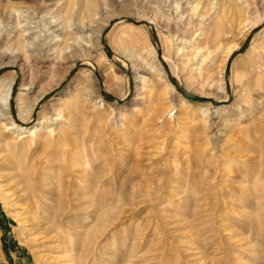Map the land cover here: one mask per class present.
<instances>
[{"label":"rangeland","instance_id":"374dc122","mask_svg":"<svg viewBox=\"0 0 264 264\" xmlns=\"http://www.w3.org/2000/svg\"><path fill=\"white\" fill-rule=\"evenodd\" d=\"M263 15L239 0H0V77L17 78L10 63L24 73L10 113L42 99L24 127L48 115L55 131L30 147L8 114L0 119V264H264V198L248 178L264 163L253 142L264 130V32L245 26L255 18L263 30ZM90 29L102 32L98 52L73 53ZM176 29L193 45L182 56ZM156 50L174 59L178 87L207 99L168 94ZM120 56L146 72L144 84ZM69 111L66 125L58 115ZM237 139L249 149H235Z\"/></svg>","mask_w":264,"mask_h":264},{"label":"bare ground","instance_id":"6f19581e","mask_svg":"<svg viewBox=\"0 0 264 264\" xmlns=\"http://www.w3.org/2000/svg\"><path fill=\"white\" fill-rule=\"evenodd\" d=\"M169 1H171V0H169ZM255 1L257 2V3H255ZM254 2H251V0H239V2L241 3V4H244L245 5V7L247 8V9H252L253 8V6L255 5V4H259V5H261L262 6V8L264 9V1H262V0H255ZM262 1V3H260ZM183 2V1H182ZM185 2V1H184ZM191 4V9H192V16H194V15H198L199 13H200V7H199V4L197 3V2H195V1H193V2H191L190 3ZM182 6H181V4L179 3H177L176 2V4H175V9H176V12H175V14H178V12H179V10H180V8H181ZM216 9H217V7H215ZM215 9V10H216ZM257 10V9H256ZM151 13H153V15L154 16H157V14L154 12V11H151ZM126 20H129V18H125ZM180 19H182V20H184L185 19V17L183 16V17H180ZM200 19L202 20V21H204L205 19H207V18H205L204 16H200ZM197 20V19H196ZM133 21V20H132ZM145 21H146V23H148V24H150V25H154V26H157L156 25V19L154 18H149V17H146L145 18ZM145 21H141V22H145ZM189 21V20H188ZM133 22H137V21H133ZM138 23V22H137ZM256 24H257V22H256V20H255V18H253V19H249L248 18V20H246L245 21V26L246 27H248L249 28V32H250V34H252V35H254L253 37L254 38H256V37H258L262 32H264V15H263V30H261V31H256L257 29H259V28H257L258 26H256ZM126 26H131L130 24H128V25H126ZM137 27H139V26H137ZM257 28V29H256ZM27 29V28H26ZM93 29V28H92ZM256 29V30H255ZM91 30V29H90ZM254 30V31H253ZM88 31V30H87ZM175 32H177L176 34H174V35H172V38L174 39L173 41H175V44H176V46H177V54L178 55H180V56H182V54H184V51H185V49L188 47V46H191L192 45V42L191 41H189V40H187V37L185 36V35H183V34H180V31H179V29H176L175 30ZM24 37L26 38V40L28 41V43H30V39L32 38L31 37V34L32 33H28V29L27 30H25L24 31ZM27 33V34H26ZM93 31L91 30V33L89 34V33H87L86 35V37H82V41H83V43L82 44H79L78 42V45L76 46V47H73V49H72V52L73 53H77L78 51H80V52H85V53H89L90 55H92L93 54V51L95 50V52L97 53L98 52V47L101 45V41H102V39H101V37H102V32L100 31V32H96L94 35H93ZM94 36H95V38H94ZM95 39L94 40V43H93V41H92V39ZM89 40V41H88ZM255 41V40H254ZM87 42H89V43H87ZM253 42V41H252ZM251 42V43H252ZM31 45V44H30ZM159 45H160V48H159V50H161V51H163V44L162 43H160V41H159ZM193 46V45H192ZM30 47L31 46H27V48L30 50ZM237 46H235V47H232V48H230L229 49V51H228V59L229 58H232L231 57V54L235 51V50H237ZM194 50H195V57H194V61H196L197 59H198V57L199 56H201V51L199 50V48H194ZM59 51V50H58ZM160 51V52H161ZM79 52V53H80ZM78 54V53H77ZM128 57V56H127ZM127 57H124V56H120V58H122V59H124V61L127 63V68L128 69H132L133 70V72L135 73V78L134 79H140L141 80V82H142V84H144V82L146 81V77H145V71H143L142 73L143 74H141V73H139V72H136V71H134V65L132 64V60L130 59V58H127ZM103 58V57H102ZM119 59V58H118ZM153 59H154V64H155V67L159 70V72H160V75H161V78H162V80H164L165 82H167V92H168V94H170V95H173L176 91H175V89L177 88V85H176V82L174 81V79H173V77H175L178 73H177V66H176V64H175V62H174V59L172 58V57H170L169 55H166V53L165 52H163V53H161V54H159V52L156 50V52H155V54H154V57H153ZM228 59H227V62H228ZM102 60V59H101ZM207 60V58H204V59H202V61H201V66L197 69V71H201L202 70V67L204 66V64H205V61ZM99 62V61H98ZM190 62V61H189ZM26 65H28V64H26ZM10 66L13 68V73H15L16 74V77L17 78H13L9 83H7V85H6V80L4 79V77H0V91L2 90V88H4V86L6 85V87H5V91H4V93L2 94V95H0V119L1 120H3V118H5V116L8 114L9 115V119L11 120V122H12V125L14 126V129H16V132H19L20 133V136H21V138H22V140L25 138H29V142H30V147H32V145H33V143L35 142V140H37L38 138H39V136H40V133L41 132H43V131H48V135H47V141L49 142V141H51V139L53 138V136L55 135V131L53 130V129H51L50 127H48V126H46L47 124H46V122H47V118H48V115H43L42 116V118L44 119V121H42L41 123H38L37 125H35L34 127H31V128H27V127H24L27 123H28V119L31 117V115H32V113L34 112V110L36 109V108H40V106H39V102L42 100H37L36 101V103H35V107H33L31 110H28L27 112H25L23 109H21V108H19L18 110H17V117L16 118H13L12 116V112L10 113V111H14L15 112V109H13V101H14V98H15V95L13 94L14 93V85H15V81H19V80H22V77H23V79H24V73H23V68H21L20 67V69L19 68H17L15 65H14V63H10ZM89 66V65H88ZM90 66H92V65H90ZM28 68V67H27ZM126 69V68H125ZM25 70H27V69H25ZM129 70V71H130ZM146 70V69H145ZM3 73V71H1L0 72V75ZM148 73V72H147ZM150 75V74H149ZM133 76V77H134ZM17 79V80H16ZM138 81H136V82H133V84L134 85H137L138 83H137ZM136 83V84H135ZM225 81L224 80H222L221 81V83H220V88H219V90L217 91V94L216 95H218V94H220L221 95V98H223V100L222 101H225V98H226V96L224 95L225 94ZM229 86L231 87V84L229 83ZM137 87V86H136ZM211 88H214V86H212ZM250 89V88H249ZM249 89H246V90H248V91H250ZM135 90V89H134ZM246 90H245V92H246ZM136 91H137V89H136ZM247 93V92H246ZM191 94V93H190ZM191 95H193V94H191ZM14 96V97H13ZM182 96V95H181ZM246 96L247 97H245L246 98V100L248 99V103H252L253 104V102H254V100H253V97H252V95L250 94V92L249 93H247L246 94ZM201 98H203V97H201ZM204 99H207V98H204ZM208 100H210V99H208ZM214 100V99H213ZM183 102V104L184 103H187L186 101L184 102V101H182ZM212 102V100H210L208 103H211ZM214 103L216 104V105H218V103L216 102V100H214ZM183 104L181 105L180 104V108H183ZM172 106H173V108L170 110V111H168L167 112V115H169V114H171V112L172 111H174L175 110V105H174V103L172 104ZM251 107V109H250V111L252 112V114H253V112H255L256 111V109H255V106H250ZM97 108L99 109V108H101V105H98L97 106ZM66 109H68V108H66ZM70 109H72V108H70ZM70 109H68V110H70ZM77 110V109H76ZM181 110V109H180ZM72 112L73 111H69L67 114H66V116L64 117V116H62L61 115V113L58 115V118H63V119H65L64 121H65V124L66 125H70L71 124V122H70V120H71V117H73V114H72ZM64 113H66V112H64L63 111V114ZM166 114V113H165ZM209 114H210V108H207V110H205L204 112H203V117L204 118H207V117H209ZM67 117H70V118H68L67 119ZM13 119H16V121H14ZM18 123V125H16V124ZM3 128H5V125L4 124H2V126H0V133H1V130L3 129ZM223 129L225 130V129H227V124H224L223 125ZM15 132V133H16ZM252 132V130L249 128L248 129V133H251ZM254 134H256L257 135V137H254L253 138V142L256 144V143H258L259 145H261V144H264V139L262 140V138H264V130H263V127L261 126V125H258L257 126V128H256V133H254ZM26 142V141H25ZM233 144H234V148L235 149H238V150H240V149H242V150H246L247 151V149H249L248 147H244V146H239V144L241 143V141H239L238 139L237 140H233V142H232ZM25 146V145H24ZM15 148V147H14ZM18 148V147H17ZM247 148V149H246ZM16 149V148H15ZM259 150V149H258ZM256 152V151H255ZM86 154V153H85ZM235 158L237 159L238 157H236L235 156ZM88 160V159H87ZM76 161V160H75ZM77 165H79L78 163H76ZM77 165H75L76 167H78ZM22 166V165H21ZM80 166V165H79ZM257 168V167H256ZM15 170V169H14ZM20 170V171H19ZM84 170H87L86 168H84ZM264 163H259V167L257 168V170H256V172L254 171V176L252 177L251 176V174H250V176L248 177L250 180V182H252V178L253 179H255L254 180V183H253V185L251 186V187H253V188H257L258 190H260V191H254L253 193L251 192V194L255 197V198H264ZM16 172H15V174H16V177L18 178V180L19 181H21L22 183H23V185H24V176L22 175V169L21 168H18L17 170H15ZM24 172V171H23ZM82 173V170L80 169V170H75V175H77V177L76 178H82L81 177V174ZM25 174V173H24ZM124 181H125V179H123ZM128 180V179H127ZM96 182V181H95ZM98 183V187H97V189H95L96 190V193H97V191L99 190V182L100 181H97ZM123 182V181H122ZM96 183H94L93 185H95ZM123 184H125V183H123ZM122 184V186H124ZM97 186V185H96ZM94 187V186H93ZM95 188V187H94ZM254 190V189H253ZM249 191H252V189H250ZM256 193H257V195H256ZM100 194H101V192H98V194H96V199H99V197H100Z\"/></svg>","mask_w":264,"mask_h":264},{"label":"water","instance_id":"95a60500","mask_svg":"<svg viewBox=\"0 0 264 264\" xmlns=\"http://www.w3.org/2000/svg\"><path fill=\"white\" fill-rule=\"evenodd\" d=\"M134 24H138L137 22H134ZM155 36V34H154ZM156 38V36H155ZM250 39L244 44V46L242 47V49L240 50V52H244L248 46V43H249ZM229 66L230 64H228V67H227V72H229ZM177 90L186 98L188 99H191V100H194V101H203L205 100L204 98H201V97H198V96H194V95H191V94H188L186 92H184L180 87L177 86Z\"/></svg>","mask_w":264,"mask_h":264}]
</instances>
